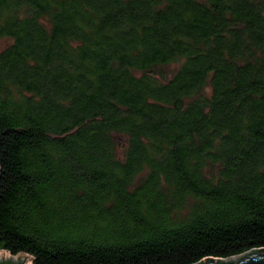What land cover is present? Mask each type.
I'll list each match as a JSON object with an SVG mask.
<instances>
[{
  "label": "trees",
  "instance_id": "trees-1",
  "mask_svg": "<svg viewBox=\"0 0 264 264\" xmlns=\"http://www.w3.org/2000/svg\"><path fill=\"white\" fill-rule=\"evenodd\" d=\"M0 41L2 251L264 248V0H0Z\"/></svg>",
  "mask_w": 264,
  "mask_h": 264
},
{
  "label": "water",
  "instance_id": "water-1",
  "mask_svg": "<svg viewBox=\"0 0 264 264\" xmlns=\"http://www.w3.org/2000/svg\"><path fill=\"white\" fill-rule=\"evenodd\" d=\"M0 264H33L31 258L21 254L13 256L0 249ZM197 264H264V248L253 249L250 252L230 258H207Z\"/></svg>",
  "mask_w": 264,
  "mask_h": 264
},
{
  "label": "rangeland",
  "instance_id": "rangeland-1",
  "mask_svg": "<svg viewBox=\"0 0 264 264\" xmlns=\"http://www.w3.org/2000/svg\"><path fill=\"white\" fill-rule=\"evenodd\" d=\"M7 45V41H0V50Z\"/></svg>",
  "mask_w": 264,
  "mask_h": 264
}]
</instances>
